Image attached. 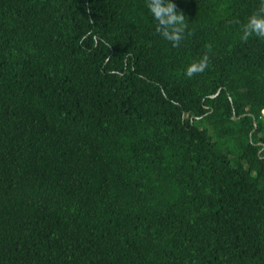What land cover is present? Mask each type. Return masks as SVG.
<instances>
[{
  "label": "trees",
  "instance_id": "trees-1",
  "mask_svg": "<svg viewBox=\"0 0 264 264\" xmlns=\"http://www.w3.org/2000/svg\"><path fill=\"white\" fill-rule=\"evenodd\" d=\"M173 2L0 0V264H264L261 0Z\"/></svg>",
  "mask_w": 264,
  "mask_h": 264
},
{
  "label": "clouds",
  "instance_id": "clouds-1",
  "mask_svg": "<svg viewBox=\"0 0 264 264\" xmlns=\"http://www.w3.org/2000/svg\"><path fill=\"white\" fill-rule=\"evenodd\" d=\"M261 4L260 10L249 18L244 27L241 37L244 41L253 35L264 38V0H261ZM146 7L156 23V32L171 42L173 47L178 46L187 31V23L184 13L177 10V4L173 0H146ZM205 66L204 61L192 64L186 74L191 77L194 73L204 71Z\"/></svg>",
  "mask_w": 264,
  "mask_h": 264
}]
</instances>
